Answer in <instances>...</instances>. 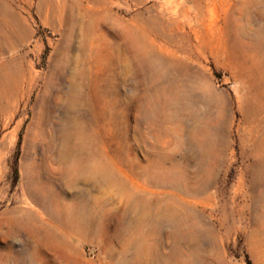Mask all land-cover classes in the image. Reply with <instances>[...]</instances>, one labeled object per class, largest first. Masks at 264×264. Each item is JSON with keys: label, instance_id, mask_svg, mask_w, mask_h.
Instances as JSON below:
<instances>
[{"label": "rangeland", "instance_id": "rangeland-1", "mask_svg": "<svg viewBox=\"0 0 264 264\" xmlns=\"http://www.w3.org/2000/svg\"><path fill=\"white\" fill-rule=\"evenodd\" d=\"M0 264H264V0H0Z\"/></svg>", "mask_w": 264, "mask_h": 264}, {"label": "bare ground", "instance_id": "bare-ground-1", "mask_svg": "<svg viewBox=\"0 0 264 264\" xmlns=\"http://www.w3.org/2000/svg\"><path fill=\"white\" fill-rule=\"evenodd\" d=\"M162 10H164L165 15L171 16V9L169 7L168 4H164L163 6H161ZM160 214V213H159ZM160 219V218H159ZM162 219V218H161Z\"/></svg>", "mask_w": 264, "mask_h": 264}]
</instances>
